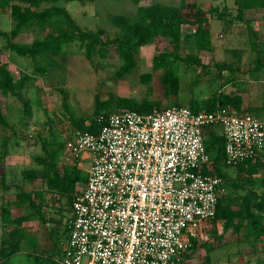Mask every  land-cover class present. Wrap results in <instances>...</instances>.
I'll use <instances>...</instances> for the list:
<instances>
[{"label":"rangeland","instance_id":"rangeland-1","mask_svg":"<svg viewBox=\"0 0 264 264\" xmlns=\"http://www.w3.org/2000/svg\"><path fill=\"white\" fill-rule=\"evenodd\" d=\"M178 1L142 0L141 5H149L153 2L175 5ZM200 1L203 2L200 3ZM189 2L191 6L189 5L183 12L185 18L208 16L209 8L216 4L210 0H189ZM216 2H218L216 6L219 10L226 12L234 8V0H217ZM65 4L80 27L93 30L102 27L106 30L108 37L112 38L119 31L111 22L112 15H133L140 2L139 0L138 3L134 0H93L82 3L72 0ZM197 8L202 13H199ZM12 25L11 17L0 13V29L9 31ZM210 25L214 36V51L200 52L199 56L206 65L202 69L193 70L184 62L176 63L180 76V89L176 96L170 97L169 100L173 103L193 106V103L202 102L218 94L219 79L222 76L224 79V73L221 77L216 73L218 71L215 66L216 61L242 59L245 63L249 58L258 57V55L260 58L264 57V50L252 52L250 49L246 40V28L242 34L239 33L238 26L233 33V42L225 46L223 43L230 41V32L224 29L220 31L221 26L217 19L211 20ZM182 30L188 33L191 29L190 26L183 25ZM48 31L47 28L30 26L23 29L15 41L30 43L33 39L44 36ZM219 32L223 35L222 37H219ZM5 44V38L0 36V60L7 64V68L16 78L27 76V79L21 90L23 101L11 94L4 95L0 91L2 110L9 123L13 125L11 129L0 125V153L4 148V138L8 137L7 154L0 163V180L7 185L6 188L0 186V210L3 206H7L15 219V221L3 223L0 211V263L4 252L10 250L14 240L17 244L16 250L7 258L5 264H51L61 257L57 247L65 238L66 225L71 216L69 201L72 193L69 196L49 190L46 180L52 176V170L38 163L37 158L42 157L47 161H53L62 174L76 167L85 176V170L73 164L68 154V145L76 131L87 130L91 126L95 95H99L100 99H106L111 92L119 96L134 97L137 100L161 96L162 88L158 80V71H154L148 83L140 81V74L152 70L154 55L164 50H171L172 46L167 40L161 38H156L151 44L140 46L136 53V67L128 75L118 78L116 70L121 60L113 48H109L106 58L93 55L92 59L88 60L80 42L72 41L65 45L64 52L61 54L38 56V64L47 69L45 73L40 74L35 70L30 58L7 50ZM192 46V40H184L180 49L181 56L185 57L191 52ZM262 76V73L259 76L257 74L259 80H262ZM243 86L251 89L258 88L263 92L261 101L264 102L263 81L254 84L243 83ZM61 90L67 95L65 104ZM253 113L260 119H264V111ZM215 129L219 134V129ZM215 152L214 149L210 151L211 157L216 155ZM220 165L224 174L221 192L224 202L234 203L239 200L244 205L247 198L249 208L255 216L264 213V168L259 169L261 175H249L239 171L237 167L225 166V162ZM24 169H36V176L23 177L21 172ZM83 182H78L74 191L82 188ZM21 190L37 193L34 200L38 211L15 205L16 194ZM40 214H42L41 217ZM239 222L241 232L237 241H230L209 250L210 242L216 243V240H222L217 234V227L221 226V223L213 220L208 231V239L203 240L199 245L195 244L186 256L187 260L182 264H259L260 258L254 253L258 246L257 242L261 239L253 240L249 233L245 232L246 223L243 220ZM15 227H25L27 237L15 236L11 239L10 231ZM203 249L207 257H203ZM248 250L251 252H246ZM240 259L245 262L241 263Z\"/></svg>","mask_w":264,"mask_h":264},{"label":"built area","instance_id":"built-area-1","mask_svg":"<svg viewBox=\"0 0 264 264\" xmlns=\"http://www.w3.org/2000/svg\"><path fill=\"white\" fill-rule=\"evenodd\" d=\"M96 131H77L68 154L90 153L56 264H182L215 215L222 178L204 134L220 128L227 165L264 153V119L229 108L171 105L150 113L100 114Z\"/></svg>","mask_w":264,"mask_h":264},{"label":"trees","instance_id":"trees-1","mask_svg":"<svg viewBox=\"0 0 264 264\" xmlns=\"http://www.w3.org/2000/svg\"><path fill=\"white\" fill-rule=\"evenodd\" d=\"M68 1L72 0H0V13L8 14L13 20V25L9 31L0 29V36L6 40L5 48L16 52L20 56L30 58L35 70L40 74L45 73L47 69L38 64V56L41 54L52 56L61 54L64 52L65 45L72 41L80 42L84 49V55L88 60H91L93 55L106 58L109 48H113L121 60V64L116 70V76L121 78L124 75H128L136 67V53L140 46L151 44L156 38L167 40L172 46L171 50H164L154 55L152 57V70L140 74V81L142 83H148L152 79L154 71H158V80L162 88L161 96L137 100L134 97L119 96L111 92L108 93L106 99H100L99 95H95L94 117L90 122L91 126L87 130L81 129L82 131H96L98 128L97 117L100 114L123 112L126 110L150 113L167 106L177 105V103L169 100L172 95L176 96L180 89V76L176 63L184 62L187 66L192 67L193 70L197 68L202 69L206 65L203 64L199 56L200 52L213 51L211 32L209 27L205 25L207 18H185L183 10L186 6V0H180L177 6L160 2H153L146 6L138 5L133 15L113 14L111 22L119 31L112 38L108 37L106 30L102 27H98L96 30L80 27L66 8L65 3ZM77 1L84 3L93 0ZM134 2L138 3V0H134ZM234 4L238 10V13L235 15L237 17L240 16L243 10L264 7V0H234ZM214 11L228 25L232 19V13L219 10L217 7H212L210 12ZM183 25L194 27V31L184 33L182 30ZM30 26H35L40 29L47 28L49 31L44 36L33 39L30 43L16 42L15 39L20 35L21 31ZM184 40H192L193 46L191 52L187 53L185 57H182L180 49ZM258 46L259 42L257 40L250 42V49L253 52L261 50H258ZM256 58L262 60L264 57L260 58L258 55ZM215 66L219 71L225 67L224 64L219 63H215ZM226 67L229 66L226 65ZM26 79L27 76H19L16 78L7 68V64L0 60V91L2 94H11L18 100L23 101L21 90L25 86ZM61 91L63 92V103L65 104L67 95L63 90ZM165 101L166 104H164ZM241 103L242 100L239 95L220 92L208 97L202 102L193 103V106L188 107L193 111H211L226 107L240 114L243 113L240 110ZM0 125L4 128H13V125L9 123L2 110L1 102ZM215 128L219 129V134L216 133ZM7 142L8 137H5L3 141L4 148L0 153V163L7 154ZM204 144L206 152L210 157L214 173L222 178L224 174L220 164L222 162L224 163V140L218 126H213L206 130ZM212 149L216 150L214 157L210 155ZM37 162L48 166L52 170V176L46 180V186L49 190L65 193L70 196L71 193L73 194L76 184L86 180V174L85 176L82 175L76 167L72 171L62 174L53 161H47L41 157L37 158ZM251 162L253 161H244L233 167H237L239 171L246 172L249 175H253L259 169L264 168V162H260L259 160L254 163ZM225 166L230 165L226 164ZM21 173L25 178H34L37 170L24 169ZM0 186L7 187L3 180H0ZM36 194L21 190L16 194L17 201L15 205L17 207L26 206L38 211L34 200ZM223 198V194L218 196L216 212L212 218V220L221 222L223 226L222 234H218L220 237L230 230L239 238L240 220H243L246 226L248 225L247 227L250 228L254 239L264 234V226L258 221L260 220L261 222L263 217L261 215L255 216L250 211L247 198H245L244 205L239 200L233 204L224 202ZM69 204L71 206V199ZM0 211L3 223L15 221L11 216L10 208L3 206ZM41 216L42 214H40ZM16 221L20 222L19 220ZM27 234L25 227H15L10 231L11 239H14L15 236L24 238L27 237ZM30 239L34 241L33 238ZM223 243L225 242L222 240H216V243L214 241L210 242L208 248L211 250ZM16 246L17 244L12 240V247L10 250L4 252V257L0 264L6 263L7 258L15 252ZM57 250H59V245ZM51 264L56 263L51 262Z\"/></svg>","mask_w":264,"mask_h":264},{"label":"crops","instance_id":"crops-1","mask_svg":"<svg viewBox=\"0 0 264 264\" xmlns=\"http://www.w3.org/2000/svg\"><path fill=\"white\" fill-rule=\"evenodd\" d=\"M179 1L175 5L174 4H172V5H174V6L178 5ZM210 1H212L213 3H216V4H214V7H217L216 6L218 3V2H216L217 0H210ZM139 2H140V5H141V3H143L142 0H139ZM202 2L203 1H200V3H202ZM189 3H190L189 0H186V6H185V9L183 10V12L189 7V5H190ZM144 5L146 6V4H144ZM167 5H169V4H167ZM212 7L209 8V12H210V9ZM190 8H192V7H190ZM197 11L199 13H202L199 10V8H197ZM230 11H232V19L228 23V25L225 24L224 19L220 18L219 14H217L216 11L210 12L208 16H205V15L196 16V17H206L207 18L205 25L207 27H209L210 32H211L213 51L215 48V46L213 44V40H214L213 37L214 36H213V32H212L211 25H210V21L213 19H217L220 22V26H221L220 31H222L224 29L226 32H230V41L223 43V45L227 46L228 44L233 42V39H232L234 36L233 33H234L235 29L239 26L240 27L239 33H242V34H243V32H245L244 29L246 28L245 29L246 33H247V39L246 40L248 41L249 47H250V42L252 40H257L259 42L258 50L259 49L264 50V7L243 10L241 12L240 16H237V17H235V15L238 13V10L236 9L235 4H234V8L229 10V12ZM190 29H191L190 32L194 31V27L190 26ZM218 34H219V37L223 36L220 32ZM216 63L225 65V67L221 71H219V69H218V71L216 72L220 77L224 73V79H222L223 76L219 79L220 85L218 88V93L223 92L225 94H230V95L231 94L232 95L233 94L239 95L241 97V100H242V103L240 105V110L243 113L249 112V113L254 114L253 112H263L264 111V102L261 101V95H263V92H261L258 88H255V87L253 89L248 88V86L244 87L243 83L254 84L256 82L258 83V82H262V81L264 83V59L259 60L256 57H252V58H249L247 60V62H245V63L242 62V59L241 60L240 59H237V60L233 59L231 61H224V62L216 61ZM226 65H228L229 67H226ZM241 65H247L248 67L247 66L245 68L239 67ZM261 73L263 74L262 80H259V78L257 77V74L259 76V74H261ZM90 156L91 155L88 151H83L81 153L80 157L78 158L77 164H75L77 167L85 170L86 176H87L86 170L89 166ZM258 160L260 162H264V153L251 163H254L255 161H258ZM255 174L261 175V171L255 173ZM255 174H253V175H255ZM84 183H85V181L83 182V185H84ZM231 204H233V203H231ZM259 215H261L263 217V220H261V222H260V220H258V221L260 224H262V226H264V213L262 212ZM212 222H213V220H209L206 223L205 227L203 228L204 232H206L207 234H208L210 227L212 226ZM247 226L245 227V232L249 233V235L252 237V239L255 240L253 237V234H251L250 228ZM217 228H218L217 234H222V232H223L222 224H221V226L218 225ZM240 232L241 231L239 229V233ZM220 238H222V241L225 243L230 242V241H237V239H239L237 237V235L233 234L230 230L227 233L223 234V236ZM258 239H261V240H259L257 242L258 246H256L257 249L255 250L256 253H254V254L260 258L258 263L264 264V234L261 235L259 238H257V240ZM227 240H229V241H227ZM200 242H203V241L194 240L192 246L185 253L183 261L187 260L186 256H188L191 248L197 243L199 245ZM225 243H223V244H225ZM246 252H251V251L248 250ZM203 255H204L203 257H207L204 249H203ZM248 255H250V254L248 253ZM240 261H241V263L245 262V260H242V259H240Z\"/></svg>","mask_w":264,"mask_h":264}]
</instances>
